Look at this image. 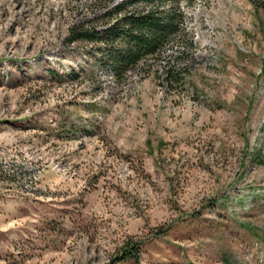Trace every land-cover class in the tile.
<instances>
[{
  "label": "rangeland",
  "instance_id": "obj_1",
  "mask_svg": "<svg viewBox=\"0 0 264 264\" xmlns=\"http://www.w3.org/2000/svg\"><path fill=\"white\" fill-rule=\"evenodd\" d=\"M260 1L180 0L115 76L71 34L112 3L0 0V264H264Z\"/></svg>",
  "mask_w": 264,
  "mask_h": 264
},
{
  "label": "trees",
  "instance_id": "obj_2",
  "mask_svg": "<svg viewBox=\"0 0 264 264\" xmlns=\"http://www.w3.org/2000/svg\"><path fill=\"white\" fill-rule=\"evenodd\" d=\"M100 1V0H94ZM180 0H106L104 7L112 5L102 15L107 22L89 26L75 24L71 34L75 40L86 43L102 42L101 60L99 63L108 64L115 76L127 72L147 58L155 57L164 46L176 36L183 34V12L178 6ZM264 16V0L254 2ZM88 27H86V26ZM103 27L97 30V27ZM163 80L167 83L178 82L181 70L174 65L164 67ZM139 242H129L118 253L114 261L132 260V264H142L139 260L141 245Z\"/></svg>",
  "mask_w": 264,
  "mask_h": 264
}]
</instances>
